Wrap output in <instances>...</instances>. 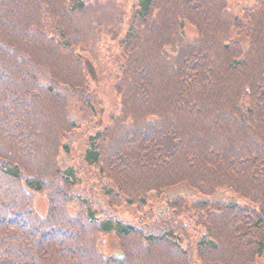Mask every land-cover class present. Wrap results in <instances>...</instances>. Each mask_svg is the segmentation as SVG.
<instances>
[{"label": "trees", "instance_id": "trees-1", "mask_svg": "<svg viewBox=\"0 0 264 264\" xmlns=\"http://www.w3.org/2000/svg\"><path fill=\"white\" fill-rule=\"evenodd\" d=\"M231 3L0 0V264L260 263L264 0Z\"/></svg>", "mask_w": 264, "mask_h": 264}, {"label": "rangeland", "instance_id": "rangeland-1", "mask_svg": "<svg viewBox=\"0 0 264 264\" xmlns=\"http://www.w3.org/2000/svg\"><path fill=\"white\" fill-rule=\"evenodd\" d=\"M254 0H232L231 6L235 12H237L239 9L247 7L249 4H251ZM130 5V3H129ZM96 77H93V101L95 103L97 112H98V123L101 124L104 122L106 118V114L110 108V103L108 101V98L106 97L105 94H103L100 91V88L96 84ZM71 116L75 119H78L79 116L75 111H71ZM81 149V148H80ZM60 161L63 165L65 164H71L73 161L65 154H61ZM76 161V160H75ZM166 196L169 198H175L177 196H182V197H195V194L187 189L185 186H178L174 187L171 190L166 192ZM213 198L217 200H235V196L233 193L227 189H223L220 191H217ZM44 201L38 199L36 206L38 207L39 211L42 213L44 209ZM112 238H106V244L108 246V250L110 252H114V250H117L116 248V243L114 241H111ZM114 247V250H112ZM261 262V261H260ZM260 264V263H259Z\"/></svg>", "mask_w": 264, "mask_h": 264}, {"label": "water", "instance_id": "water-1", "mask_svg": "<svg viewBox=\"0 0 264 264\" xmlns=\"http://www.w3.org/2000/svg\"><path fill=\"white\" fill-rule=\"evenodd\" d=\"M167 210H168L167 208H161V209H159L158 214L161 215V214L167 212ZM113 254L117 260H122L124 257V255L118 249L114 250Z\"/></svg>", "mask_w": 264, "mask_h": 264}, {"label": "flooded vegetation", "instance_id": "flooded-vegetation-1", "mask_svg": "<svg viewBox=\"0 0 264 264\" xmlns=\"http://www.w3.org/2000/svg\"><path fill=\"white\" fill-rule=\"evenodd\" d=\"M260 264H264V249H263V254H262V259H261Z\"/></svg>", "mask_w": 264, "mask_h": 264}]
</instances>
